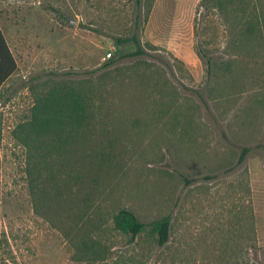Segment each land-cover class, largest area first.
Masks as SVG:
<instances>
[{"label": "rangeland", "instance_id": "rangeland-1", "mask_svg": "<svg viewBox=\"0 0 264 264\" xmlns=\"http://www.w3.org/2000/svg\"><path fill=\"white\" fill-rule=\"evenodd\" d=\"M222 3L0 0V264H264V0ZM43 96L85 121L20 140ZM122 208L168 241L115 230Z\"/></svg>", "mask_w": 264, "mask_h": 264}, {"label": "trees", "instance_id": "trees-1", "mask_svg": "<svg viewBox=\"0 0 264 264\" xmlns=\"http://www.w3.org/2000/svg\"><path fill=\"white\" fill-rule=\"evenodd\" d=\"M205 1L209 0H203V2ZM222 2L223 0H217V6L221 7L223 4ZM254 27V20L250 18L246 26V33L248 35L251 34ZM113 39L117 45L129 43L135 45V50L123 54L124 57L137 56L146 53V50L142 47L137 33L135 32L129 36H114ZM107 64L108 63H105L104 65ZM15 69L16 61L0 29V86L15 71ZM67 100L66 102L63 99L61 100V98L54 99L52 96H43L34 106L32 118L26 121L23 125H20L21 131H23L25 135L22 138H18L26 141L33 134L44 136V134L51 133L57 125L62 122V117H67L71 122L75 123H79L80 120L85 121L87 117V107L83 98L80 96H71L70 99ZM31 141H33V138ZM246 151L247 148H244L239 160L242 159L243 154H245ZM112 222L115 230L129 235L131 238H135L145 230H149L151 234L156 236L159 245H163L169 239V215L153 220L150 223H144L137 218L132 210L122 208L112 216ZM100 246V241H95L91 238L84 239L82 242L84 252L92 257L98 256Z\"/></svg>", "mask_w": 264, "mask_h": 264}, {"label": "crops", "instance_id": "crops-1", "mask_svg": "<svg viewBox=\"0 0 264 264\" xmlns=\"http://www.w3.org/2000/svg\"><path fill=\"white\" fill-rule=\"evenodd\" d=\"M2 34H3V33H2ZM3 36H4V35H3ZM3 83H4V82H3ZM3 83H2V84H3ZM2 84H1V86H2ZM1 86H0V88H1Z\"/></svg>", "mask_w": 264, "mask_h": 264}]
</instances>
